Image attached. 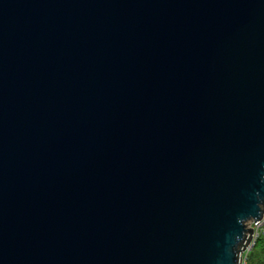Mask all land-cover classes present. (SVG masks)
<instances>
[{
    "label": "water",
    "instance_id": "1",
    "mask_svg": "<svg viewBox=\"0 0 264 264\" xmlns=\"http://www.w3.org/2000/svg\"><path fill=\"white\" fill-rule=\"evenodd\" d=\"M261 214L264 0H0V264H239Z\"/></svg>",
    "mask_w": 264,
    "mask_h": 264
},
{
    "label": "built area",
    "instance_id": "2",
    "mask_svg": "<svg viewBox=\"0 0 264 264\" xmlns=\"http://www.w3.org/2000/svg\"><path fill=\"white\" fill-rule=\"evenodd\" d=\"M261 216H262V214H261ZM263 225H264V215L262 216V218L259 221L255 222V223H254L253 220H248L246 222V226L247 227H250L251 230H252V236H251V239H250L248 245L246 246L245 250L240 255V264L243 263V259L245 257V254L252 247L254 241L259 236V233H260L259 232V229H261V233L264 234V230L262 229L263 228Z\"/></svg>",
    "mask_w": 264,
    "mask_h": 264
},
{
    "label": "trees",
    "instance_id": "3",
    "mask_svg": "<svg viewBox=\"0 0 264 264\" xmlns=\"http://www.w3.org/2000/svg\"><path fill=\"white\" fill-rule=\"evenodd\" d=\"M258 250L253 249L252 247L248 250L245 264H264V234L260 243Z\"/></svg>",
    "mask_w": 264,
    "mask_h": 264
},
{
    "label": "rangeland",
    "instance_id": "4",
    "mask_svg": "<svg viewBox=\"0 0 264 264\" xmlns=\"http://www.w3.org/2000/svg\"><path fill=\"white\" fill-rule=\"evenodd\" d=\"M264 230V225H263V228ZM259 236L256 238V240L254 241V246H253V249L255 250H258L260 245L258 243H260V241L262 240V237H263V234L261 233V229H259ZM246 256H247V253L245 254V257L243 259V263L242 264H245V261H246Z\"/></svg>",
    "mask_w": 264,
    "mask_h": 264
},
{
    "label": "clouds",
    "instance_id": "5",
    "mask_svg": "<svg viewBox=\"0 0 264 264\" xmlns=\"http://www.w3.org/2000/svg\"><path fill=\"white\" fill-rule=\"evenodd\" d=\"M239 264H240V262H239Z\"/></svg>",
    "mask_w": 264,
    "mask_h": 264
}]
</instances>
